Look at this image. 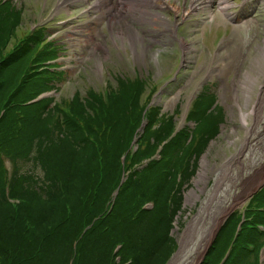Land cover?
<instances>
[{"label":"trees","instance_id":"trees-1","mask_svg":"<svg viewBox=\"0 0 264 264\" xmlns=\"http://www.w3.org/2000/svg\"><path fill=\"white\" fill-rule=\"evenodd\" d=\"M0 7V264H166L185 190L219 134L216 99L198 97L194 130L178 131L176 114L145 112L143 81L121 80L107 100L75 97L80 108L65 116L80 134L67 144L75 132L50 127L51 99L27 105L56 89L59 50L44 31L10 47L20 13L9 1ZM262 253L264 188L225 222L201 264H262Z\"/></svg>","mask_w":264,"mask_h":264},{"label":"rangeland","instance_id":"rangeland-1","mask_svg":"<svg viewBox=\"0 0 264 264\" xmlns=\"http://www.w3.org/2000/svg\"><path fill=\"white\" fill-rule=\"evenodd\" d=\"M6 1L20 13L10 47L44 31L52 48L59 50L61 58L55 64L60 68L54 72L62 74L56 89L27 105L51 99V109L46 107L50 127L63 135L75 132L73 138H63L67 144L80 134L65 116L80 108L72 102L75 97L84 102L97 94L107 100L121 80L143 81L145 112L153 106L162 114H176L178 131L194 130L189 115L198 97L216 99L213 108L222 110L219 134L198 161L196 175L185 190L184 211L174 224L178 250L167 262L197 264L199 255L198 262L202 259L200 235L180 251V238L188 225L193 222L209 230L213 220L240 197L243 201L223 222L236 212L244 213L248 198L264 183V0H231L233 7L226 13L220 11L219 0L195 4L165 0L175 12L156 9L151 0H0V5ZM146 125L145 120L133 145ZM7 169L13 171L11 163Z\"/></svg>","mask_w":264,"mask_h":264},{"label":"bare ground","instance_id":"bare-ground-1","mask_svg":"<svg viewBox=\"0 0 264 264\" xmlns=\"http://www.w3.org/2000/svg\"><path fill=\"white\" fill-rule=\"evenodd\" d=\"M136 2L137 1H141V0H135ZM194 1V0H193ZM204 1V0H203ZM221 1H223L224 3H223V5H222V7L220 8V11L221 12H225L226 13V11H228V9L230 8V6H228V5H225V3H226V1L225 0H221ZM154 0H151V3L154 5ZM130 3V2H129ZM198 3V2H197ZM231 3V2H230ZM214 4V3H213ZM201 5H202V3H201ZM232 5V4H231ZM127 6V5H126ZM194 7V6H193ZM198 7L199 6H197V9H198ZM206 7V6H205ZM210 7V6H209ZM129 8V7H128ZM173 8H174V6H173ZM179 9V8H178ZM209 9V8H208ZM126 10V9H125ZM175 10V9H174ZM177 10V9H176ZM132 11L134 12V11H136V10H134V9H132ZM185 11H186V8H185ZM196 11V10H195ZM175 12V11H174ZM177 12V11H176ZM131 14V13H130ZM153 14V13H152ZM178 14V13H177ZM189 14V13H188ZM132 15V14H131ZM162 15V14H161ZM229 15V14H228ZM233 15V14H232ZM160 16V15H159ZM188 16V15H187ZM184 17V16H183ZM232 17V16H231ZM154 18V17H153ZM163 18V17H162ZM166 18V17H165ZM228 18V17H227ZM141 21V20H140ZM156 21V20H155ZM159 21V20H158ZM168 21H171V20H168ZM154 23V22H153ZM162 24V23H161ZM163 24H165V22L163 23ZM170 25V24H169ZM174 25V24H173ZM175 27V26H174ZM175 30V29H174ZM172 31V30H171ZM173 32H175V31H173ZM133 37V36H132ZM137 37V36H136ZM134 40V39H133ZM137 40V39H136ZM139 40V39H138ZM264 40V39H263ZM185 41L183 40V41H181V43H182V45H183V47L184 48H188V45L186 44V43H184ZM136 43V42H135ZM137 44V43H136ZM263 44V43H262ZM192 48V47H191ZM262 48V47H261ZM184 50V49H183ZM193 50V49H192ZM191 51V50H190ZM189 51V52H190ZM262 54V53H261ZM264 54V53H263ZM262 58V57H261ZM263 60V59H262ZM259 61H260V59H259ZM248 79V78H247ZM253 79V78H252ZM250 82H251V80H250ZM255 82V81H254ZM248 94V93H247ZM246 96V95H245ZM249 96V95H248ZM247 96V97H248ZM260 105V104H259ZM256 107V106H255ZM256 109V108H255ZM257 109H259V108H257ZM256 111V110H255ZM258 111H260V110H258ZM242 117H243V121L245 120V115L244 114H242ZM264 165V164H263ZM206 171V170H205ZM261 171H264V168L261 170ZM260 171V172H261ZM255 172V171H254ZM263 174H264V172H262ZM206 175V173L203 171V174H200V179H202L204 176ZM257 177V176H256ZM260 177V176H259ZM253 179V178H252ZM264 179V178H263ZM203 180V179H202ZM199 182H200V180H199ZM254 191V190H253ZM252 192V191H251ZM237 196V195H236ZM239 199V198H238ZM241 199V200H240ZM240 199L239 200H236L235 201V204L232 206V208H234L235 207V205H237V204H240L242 201H243V198L242 197H240ZM229 207V206H228ZM232 208H230V209H226L224 212H223V214L219 217V218H217L215 221L213 220V224H212V226L209 228V230H202V229H199L198 228V225H195V223H190L189 225H188V227L185 229V231L183 232V234H182V236H181V238H180V244H181V247H182V249L180 250V251H183L184 250V248L189 244V242L191 241L192 242V240L193 239H196V237L198 236V235H200L201 236V238H202V240H201V242L202 241H205L206 243H205V245L203 244V243H199L198 244V252H200V254H201V258H202V255H203V253L204 252H206V249H207V247L209 246V244L212 242V240H213V238H214V236H215V234H216V232H217V230L219 229V227L222 225V222L224 221V219H226V217H227V215L229 214V212L232 210ZM221 213V212H220ZM199 240V241H200ZM200 259V255H199V258H198V260ZM198 260H196V262L198 263ZM177 259H175L173 262H172V264H177Z\"/></svg>","mask_w":264,"mask_h":264},{"label":"water","instance_id":"water-1","mask_svg":"<svg viewBox=\"0 0 264 264\" xmlns=\"http://www.w3.org/2000/svg\"><path fill=\"white\" fill-rule=\"evenodd\" d=\"M263 187H264V185L260 186V187H259V190H261ZM259 190H258V191H259ZM258 191H256L254 194H256ZM254 194H253V195H254ZM253 195H252V196H253ZM252 196H251V197H252ZM251 197H250V199H251ZM202 260H203V259H202Z\"/></svg>","mask_w":264,"mask_h":264}]
</instances>
